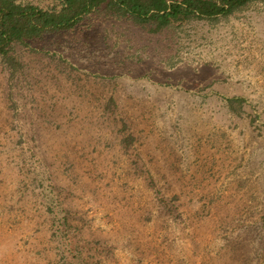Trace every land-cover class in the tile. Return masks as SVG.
<instances>
[{
  "label": "rangeland",
  "instance_id": "rangeland-1",
  "mask_svg": "<svg viewBox=\"0 0 264 264\" xmlns=\"http://www.w3.org/2000/svg\"><path fill=\"white\" fill-rule=\"evenodd\" d=\"M12 53L0 264H264L263 4L160 33L93 14Z\"/></svg>",
  "mask_w": 264,
  "mask_h": 264
},
{
  "label": "trees",
  "instance_id": "trees-1",
  "mask_svg": "<svg viewBox=\"0 0 264 264\" xmlns=\"http://www.w3.org/2000/svg\"><path fill=\"white\" fill-rule=\"evenodd\" d=\"M264 5V0H0V56L13 73L20 61L17 45L71 32L90 15L127 18L151 33L182 29L193 22L218 21ZM243 98L230 99L233 109ZM238 104V106H236Z\"/></svg>",
  "mask_w": 264,
  "mask_h": 264
}]
</instances>
